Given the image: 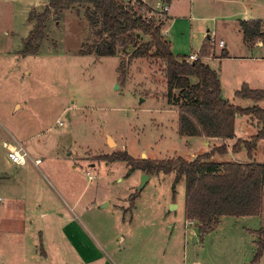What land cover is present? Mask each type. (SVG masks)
Here are the masks:
<instances>
[{
	"label": "rangeland",
	"instance_id": "1",
	"mask_svg": "<svg viewBox=\"0 0 264 264\" xmlns=\"http://www.w3.org/2000/svg\"><path fill=\"white\" fill-rule=\"evenodd\" d=\"M46 1L0 0V264H264V253L254 260V231L264 229V195L259 215L224 216L214 230L199 234L196 222L184 217V178L158 173L142 185L141 170L103 159L126 150L134 159L191 162L225 144L228 152L215 153L212 161L264 164V138L251 158L243 147L232 151L238 139L255 136L260 124L236 115L233 139L180 136L178 108L167 103L157 62L133 60L118 79L119 61L132 49H119L112 57L79 54L82 43L87 49L97 39L85 6L51 16L38 54L21 56L33 26L27 17L42 12ZM204 1L193 3L201 7ZM234 1L220 10H246L264 19V0ZM195 23L202 28L204 21ZM200 31H194V50ZM225 32L232 59L210 62L221 97L240 108L264 109V100L253 103L235 95L243 84L264 90V55L257 47L262 45L246 48L241 32ZM170 45L179 55L192 52L178 34ZM245 52L253 58L240 60ZM12 136L31 160L8 168L2 142H12ZM86 172L95 178L88 180ZM67 227L81 232L78 242L85 248L98 245L103 253L78 256Z\"/></svg>",
	"mask_w": 264,
	"mask_h": 264
},
{
	"label": "trees",
	"instance_id": "2",
	"mask_svg": "<svg viewBox=\"0 0 264 264\" xmlns=\"http://www.w3.org/2000/svg\"><path fill=\"white\" fill-rule=\"evenodd\" d=\"M161 1L169 3L172 0ZM75 6H85L84 17L97 38L91 45H86L87 49L83 48L86 43H82L80 55L112 57L119 49H132L127 59L119 61L118 79L123 78L133 60L157 62L165 79L167 103L178 108L180 136L233 139L236 115L257 121L260 131L250 140L238 139L232 147L233 152H239L243 147L251 158L257 141L264 138V109L257 105L240 108L221 97L218 75L202 59L213 54L208 38L202 43L198 59L186 62L185 55H174L170 41L162 33L164 21L157 19L152 13L154 8L144 0H47L42 12L29 13L27 20L33 26L19 54L36 56L40 43L46 38V23L50 17ZM239 29L244 44L253 46L260 42L264 47V20H240ZM141 37L146 38L145 42L140 41ZM219 57H228L227 51L223 49ZM235 95L253 103L264 100V90L251 89L247 84H243ZM227 152L226 145L222 144L191 162L179 157L159 161L134 159L126 150L103 159L124 161L131 170L138 169L147 175L174 172L175 181L184 178L185 220L196 222L198 233L204 234L214 230L221 217L254 216L261 212L264 164L212 161L215 153L224 155ZM254 232L257 237L254 260L257 262L264 253V229Z\"/></svg>",
	"mask_w": 264,
	"mask_h": 264
},
{
	"label": "crops",
	"instance_id": "3",
	"mask_svg": "<svg viewBox=\"0 0 264 264\" xmlns=\"http://www.w3.org/2000/svg\"><path fill=\"white\" fill-rule=\"evenodd\" d=\"M157 1L158 0H156V2ZM194 1L195 0H188V1L172 0L171 2L168 3L167 18L165 19L164 25L162 28L163 33H164V37L166 39H168L170 42L176 41L177 34H178L180 38H182L183 40L185 38L186 41H188L191 44V46H190V49L192 51L191 53H195L198 55L200 48L202 46V43H203L204 39L207 37L206 35L208 33H214L218 39H221L224 41V43H225L224 47L220 48L216 52H213V54L210 57L203 59V62L210 67V62H213L217 65H221L223 62H227L228 60H231L232 57L227 50L228 39L225 35V33H226L225 30L233 28L234 30L241 32L239 27L237 26L238 20L239 21L240 20H250V19L255 20V19H260V18L258 16H256L257 14L256 15L255 14H253V15L249 14V12H247L246 10L238 11V12L234 11V10L228 11L227 8H226V10H224V9L220 10V8H221V6H223V4H226V6L227 5L230 6V4H234L235 3L234 0H209L208 1L209 3H207V1L205 0L201 7H199L198 5L194 6V3H193ZM46 4H47V1L44 4V6ZM196 10L198 11L197 13H196ZM193 13H196L198 17H195L193 15ZM200 13H206V14H204V16H203V14H200ZM194 20L195 21L196 20L204 21L203 27L199 28L200 26H198ZM261 20H264V19H261ZM210 23H212V27H213L212 30L209 27ZM183 27H185V28H183ZM198 28H199V30H198ZM195 30H197V32L201 30L200 31L201 38L199 36L200 40H199V43L197 45L196 50H194L192 47L193 46L192 44H194L193 40H194V31ZM242 39H243V37H242ZM257 45H260V44H257ZM170 46H171V51L174 55H176V56H184L185 55V54L179 55V54L175 53L172 49V45H170ZM243 46H245L244 42H243ZM257 47L260 48L259 49L260 53H263V55H264V47L263 46H257ZM246 48H248V47H246ZM223 49L226 50L228 53V57H226V58H220L219 57V54L221 53V51ZM248 55L249 54L246 53V55L240 56L239 59L240 60L241 59L249 60L248 57L253 58V56H248ZM185 56L187 57L188 55H185ZM261 57H262V54H259L258 56H256V58H254V60H256V59L260 60ZM10 139L12 140V142L9 140H4L2 142L3 148H4V145L5 146H7V145L13 146L15 144H19L18 141H16V139L13 136ZM211 139H215V138H211ZM5 152H6V149H5ZM5 159H6L5 164L8 168L15 166L14 164L10 163V161L8 160L7 152H6ZM141 174H144V173L141 172ZM192 223H195V222H192ZM67 228H68V231L65 230V232L67 234L68 241H70L72 243V246H75L74 250L78 256H80V255L85 256L87 254L100 256L101 255L100 253H103L101 248L98 245L95 246V248H91V246H88L87 248H85L83 246V244L80 243L81 241L78 242L79 238L81 237L80 236L81 232H79L78 229L76 230L74 228H69V227H67Z\"/></svg>",
	"mask_w": 264,
	"mask_h": 264
},
{
	"label": "built area",
	"instance_id": "4",
	"mask_svg": "<svg viewBox=\"0 0 264 264\" xmlns=\"http://www.w3.org/2000/svg\"><path fill=\"white\" fill-rule=\"evenodd\" d=\"M167 11H168V3L162 2L161 0H158L156 2V5L154 7V11H152V13L157 17V19H162L163 21H165V19L167 18ZM150 15V13H148ZM162 33H163V29H162ZM164 35V33H163ZM209 39V42L211 44V46L213 47L215 44L216 46H218L219 48H223L224 47V41L221 39H218L216 37V35L214 33H208L206 35ZM198 59V55L195 53H191L190 55H188L186 57V62H192L194 60ZM59 125H61V122H58ZM6 150H7V158L10 161V163L17 165V166H23L25 165L29 160L30 157L28 156V154L23 150L22 147L19 146V144H15L13 146L7 145L5 146ZM40 163V159H35L34 160V164L37 165ZM86 177L88 180H93L94 176H92L89 172H86ZM2 203V200L0 198V205ZM192 223V222H191Z\"/></svg>",
	"mask_w": 264,
	"mask_h": 264
},
{
	"label": "water",
	"instance_id": "5",
	"mask_svg": "<svg viewBox=\"0 0 264 264\" xmlns=\"http://www.w3.org/2000/svg\"><path fill=\"white\" fill-rule=\"evenodd\" d=\"M261 44V43H260ZM262 45V44H261ZM115 86H117V84L115 85ZM148 177H149V175H147V174H143L142 175V185L144 184V182L148 179Z\"/></svg>",
	"mask_w": 264,
	"mask_h": 264
}]
</instances>
